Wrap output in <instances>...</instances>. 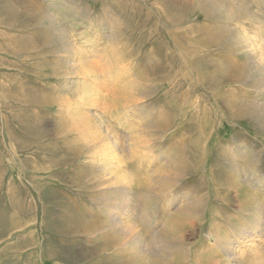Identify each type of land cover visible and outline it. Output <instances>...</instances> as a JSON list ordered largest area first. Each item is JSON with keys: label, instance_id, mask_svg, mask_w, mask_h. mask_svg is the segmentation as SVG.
<instances>
[{"label": "rangeland", "instance_id": "rangeland-1", "mask_svg": "<svg viewBox=\"0 0 264 264\" xmlns=\"http://www.w3.org/2000/svg\"><path fill=\"white\" fill-rule=\"evenodd\" d=\"M0 264H264V0H0Z\"/></svg>", "mask_w": 264, "mask_h": 264}, {"label": "bare ground", "instance_id": "bare-ground-1", "mask_svg": "<svg viewBox=\"0 0 264 264\" xmlns=\"http://www.w3.org/2000/svg\"><path fill=\"white\" fill-rule=\"evenodd\" d=\"M73 104V106H75L74 105V103H72ZM72 104H71V106H72ZM76 109V108H75ZM98 117V120H99V122H102V120H101V116H97ZM107 206V208H109L110 209V211L111 212H116L117 211V206L115 205V203L113 202H111V203H109L108 205H106ZM220 240V239H219ZM232 245H233V240L232 239H228V240H226L225 241V243H224V245H223V248H225V250L227 251V252H229L230 254H235V253H233L232 252Z\"/></svg>", "mask_w": 264, "mask_h": 264}]
</instances>
